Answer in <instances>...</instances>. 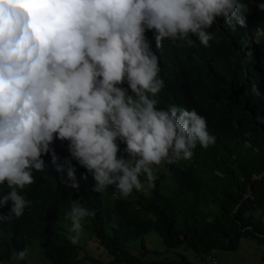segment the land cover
I'll return each mask as SVG.
<instances>
[{
  "label": "clouds",
  "instance_id": "obj_1",
  "mask_svg": "<svg viewBox=\"0 0 264 264\" xmlns=\"http://www.w3.org/2000/svg\"><path fill=\"white\" fill-rule=\"evenodd\" d=\"M257 7L264 11V3ZM247 10L243 0H0V185L9 189L0 221L19 219L31 205L22 191L45 170L44 156L62 179L66 172V186L79 188L75 169L55 152L57 140L91 175L93 190L111 186L114 199L140 191L142 178L155 187L154 166L191 159L197 144L214 143L196 109L158 107L165 80L156 49L166 41L193 47L190 35L211 47L213 24L246 27ZM252 92L262 95L255 84ZM90 215L80 200L71 202L73 245ZM27 257L25 248L10 260ZM207 258L218 264L215 250Z\"/></svg>",
  "mask_w": 264,
  "mask_h": 264
},
{
  "label": "trees",
  "instance_id": "obj_2",
  "mask_svg": "<svg viewBox=\"0 0 264 264\" xmlns=\"http://www.w3.org/2000/svg\"><path fill=\"white\" fill-rule=\"evenodd\" d=\"M243 2L246 27L233 30L218 20L209 29L216 35L211 47L190 35L193 47L166 41L156 49L159 76L165 80L158 107L196 109L215 142L207 148L197 144L191 159L154 166L155 187L142 178L140 191L114 199L111 186L103 193L93 190L91 175L72 160L67 142L57 140L55 152L61 162L71 163L79 188L66 186V172L62 179L51 155L42 157L45 170L34 171L35 182L22 191L31 205L19 219L0 221V264H16L12 252L35 243L41 250L33 252L50 264H195L186 256L149 259L144 238L152 232L168 251L185 247L203 258L216 249L235 251L243 238L264 248V35L258 36L264 32V11L257 7L264 0ZM247 39L258 43L247 45ZM253 84L261 96L252 92ZM7 191L6 184L0 185V197ZM74 199L94 213L83 222L104 250V260L86 253L80 258L83 249L68 239L62 220ZM0 212L7 214V209ZM137 247L140 255L132 252Z\"/></svg>",
  "mask_w": 264,
  "mask_h": 264
},
{
  "label": "rangeland",
  "instance_id": "obj_3",
  "mask_svg": "<svg viewBox=\"0 0 264 264\" xmlns=\"http://www.w3.org/2000/svg\"><path fill=\"white\" fill-rule=\"evenodd\" d=\"M262 35V33L260 34ZM252 42V39H247V45ZM255 42V40H254ZM248 56V55H247ZM249 58V57H248ZM145 188H148L146 186ZM63 227L67 230L69 236V229L71 227V221L68 218H63ZM145 243L148 250L151 251L149 259H163V258H175L180 259L182 256H186L195 264H210L208 262L207 255L203 257L197 256L193 251L182 247L175 251H168L162 237L156 232H152L145 238ZM83 251H80V258L86 253L87 256L97 260H104V250L99 246L95 237H93L91 231L86 229L83 222V231L77 244ZM39 247L38 244H34L33 248L28 249L27 264H50L38 251L33 252L34 249ZM41 250V249H40ZM216 258L218 264H264L262 261V255L264 248L258 245L251 238H243L235 251H226L223 249H216ZM132 252L136 255L141 254V248H133ZM158 253L159 255H155ZM36 255V256H35ZM211 255V254H210ZM209 255V256H210ZM83 264H91L89 261H83Z\"/></svg>",
  "mask_w": 264,
  "mask_h": 264
}]
</instances>
